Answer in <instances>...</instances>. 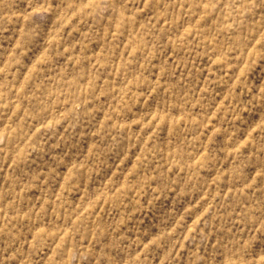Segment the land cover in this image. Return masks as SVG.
I'll return each instance as SVG.
<instances>
[{
	"label": "rangeland",
	"instance_id": "374dc122",
	"mask_svg": "<svg viewBox=\"0 0 264 264\" xmlns=\"http://www.w3.org/2000/svg\"><path fill=\"white\" fill-rule=\"evenodd\" d=\"M0 264H264V0H0Z\"/></svg>",
	"mask_w": 264,
	"mask_h": 264
}]
</instances>
